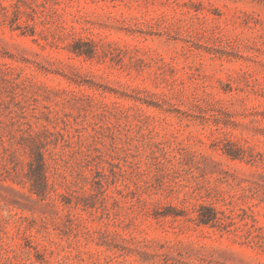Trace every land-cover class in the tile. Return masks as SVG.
<instances>
[{
    "label": "rangeland",
    "instance_id": "374dc122",
    "mask_svg": "<svg viewBox=\"0 0 264 264\" xmlns=\"http://www.w3.org/2000/svg\"><path fill=\"white\" fill-rule=\"evenodd\" d=\"M0 264H264V0H0Z\"/></svg>",
    "mask_w": 264,
    "mask_h": 264
},
{
    "label": "trees",
    "instance_id": "16d2710c",
    "mask_svg": "<svg viewBox=\"0 0 264 264\" xmlns=\"http://www.w3.org/2000/svg\"><path fill=\"white\" fill-rule=\"evenodd\" d=\"M35 163H36V168H37L36 178H38V180L41 181V182H45L46 176H45V173H44V160H43V157L41 155L38 156L36 158V160H35ZM30 168H33V163H31ZM210 219H212V216H210V214H209V216L207 218H204L202 221L206 223Z\"/></svg>",
    "mask_w": 264,
    "mask_h": 264
}]
</instances>
